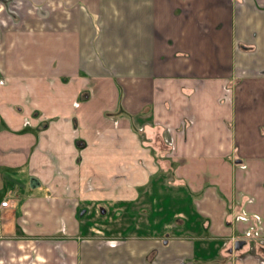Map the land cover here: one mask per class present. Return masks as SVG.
Segmentation results:
<instances>
[{"label": "crops", "instance_id": "obj_1", "mask_svg": "<svg viewBox=\"0 0 264 264\" xmlns=\"http://www.w3.org/2000/svg\"><path fill=\"white\" fill-rule=\"evenodd\" d=\"M2 201L0 264H264V0H0Z\"/></svg>", "mask_w": 264, "mask_h": 264}, {"label": "rangeland", "instance_id": "obj_2", "mask_svg": "<svg viewBox=\"0 0 264 264\" xmlns=\"http://www.w3.org/2000/svg\"><path fill=\"white\" fill-rule=\"evenodd\" d=\"M205 89V86H196L195 87V90H197V91H200L201 92V94L200 95H196L197 93H195V96H194V98H193V100H198V98H200V99H202L203 98V94L205 95V93L203 92V90ZM206 120V119H205ZM204 121V120H203ZM217 122H219V120L217 121ZM203 123H205V121L203 122ZM233 125H234V123H233ZM206 126H204L202 129H204ZM226 129L227 128H222L220 131H219V133H218V135H217V142L218 143H221V151H223L224 153H226V157H227V155H228V157H230L231 159L233 158V156L235 155V138H236V135H235V133H229L228 134V136H227V133H226ZM182 131L183 132H185V128H182ZM206 135V133L203 131V132H200V133H198V136H201V137H204ZM225 142H226V144H225ZM225 149H226V151H225ZM225 156V155H224ZM238 160H240V158H238ZM206 168V167H205ZM186 188V187H185ZM183 205V204H182ZM0 206H1V204H0ZM231 207L233 208V205H229L228 206V209H231ZM232 210V209H231ZM175 212V210H173L172 211V213H174ZM182 214V213H181ZM255 214V215H254ZM254 214H248V217H245V218H249V219H251V217L250 216H252L253 215V219L255 220V221H258L259 222V216H261L260 214H258V213H254ZM202 232H203V234H206V235H210V229L208 228V227H206V229L203 227V230H202Z\"/></svg>", "mask_w": 264, "mask_h": 264}, {"label": "water", "instance_id": "obj_3", "mask_svg": "<svg viewBox=\"0 0 264 264\" xmlns=\"http://www.w3.org/2000/svg\"><path fill=\"white\" fill-rule=\"evenodd\" d=\"M246 242L245 241H238L235 245L236 249H240Z\"/></svg>", "mask_w": 264, "mask_h": 264}, {"label": "built area", "instance_id": "obj_4", "mask_svg": "<svg viewBox=\"0 0 264 264\" xmlns=\"http://www.w3.org/2000/svg\"><path fill=\"white\" fill-rule=\"evenodd\" d=\"M9 205V202L8 201H3L1 203V207H7ZM249 235V233H247Z\"/></svg>", "mask_w": 264, "mask_h": 264}, {"label": "flooded vegetation", "instance_id": "obj_5", "mask_svg": "<svg viewBox=\"0 0 264 264\" xmlns=\"http://www.w3.org/2000/svg\"><path fill=\"white\" fill-rule=\"evenodd\" d=\"M243 241H245V242H246V240H243Z\"/></svg>", "mask_w": 264, "mask_h": 264}]
</instances>
